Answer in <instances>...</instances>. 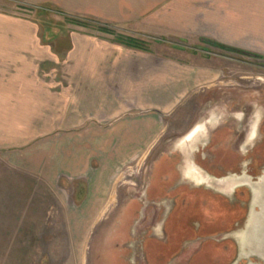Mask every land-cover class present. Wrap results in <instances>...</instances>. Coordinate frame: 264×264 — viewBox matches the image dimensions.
I'll return each instance as SVG.
<instances>
[{"label":"rangeland","instance_id":"374dc122","mask_svg":"<svg viewBox=\"0 0 264 264\" xmlns=\"http://www.w3.org/2000/svg\"><path fill=\"white\" fill-rule=\"evenodd\" d=\"M0 14L30 20L48 49L30 91L0 72V264H264V26L242 53L50 3L0 0ZM74 33L218 77L187 94L160 88L155 108L124 94L103 106L88 84L125 78L90 72L87 53L71 54Z\"/></svg>","mask_w":264,"mask_h":264},{"label":"crops","instance_id":"0c3cea01","mask_svg":"<svg viewBox=\"0 0 264 264\" xmlns=\"http://www.w3.org/2000/svg\"><path fill=\"white\" fill-rule=\"evenodd\" d=\"M22 1L32 5L54 4L68 12L102 20L107 26L113 24L125 28L129 25L134 31L183 37L193 43L205 38L236 49H242V44L246 43L249 35L253 39L258 35L257 32L260 31L255 30L256 25L260 26V29L264 26V0ZM34 31L35 26L30 20L0 14V72H13L15 86L19 84L28 91L31 90V81L36 80V62L45 59L48 53L46 46L37 43ZM72 41L71 54L87 53V68L90 72H119L120 77L125 78L114 80L117 83H113V80L108 81V84L103 82L102 92L94 91L95 87L92 90L94 81L88 84V92H82L86 93V99L94 102L95 99L101 98L103 106L110 104L108 99L120 102L119 97L124 94V104H129L135 109L141 110L143 106L156 107L160 102L153 97H158L160 88L169 91L170 88L174 89L176 83H181L182 89L186 90L184 93L187 94L200 84H203L204 88L213 87L212 83L218 77L211 67H196L175 58H163L160 62V57L155 52L128 47L109 38L74 33ZM160 71L166 73V76L160 78ZM160 81L165 84L160 85ZM37 88L42 89L43 86ZM119 102L116 104H120ZM27 121L19 125L31 131L30 119ZM63 122L64 119L60 117L55 124L63 126ZM40 131L43 130L38 129V132Z\"/></svg>","mask_w":264,"mask_h":264},{"label":"trees","instance_id":"16d2710c","mask_svg":"<svg viewBox=\"0 0 264 264\" xmlns=\"http://www.w3.org/2000/svg\"><path fill=\"white\" fill-rule=\"evenodd\" d=\"M120 40H122L123 42L124 41H126V42H128L129 43V45H134V46H138L139 45V43L138 42H136L135 40H133V39H125L124 37H121V38H119ZM201 42H207V43H209V44H212V45H215V46H218V47H220V48H222V49H225V50H228V51H239V52H242V53H245L244 51H242V50H239V49H236V48H232V47H228V46H225V45H222V44H219V43H217V42H215V41H212V40H209V39H202L201 40ZM254 56V55H253ZM255 56H258V55H255ZM260 57V56H259Z\"/></svg>","mask_w":264,"mask_h":264},{"label":"flooded vegetation","instance_id":"af4514ba","mask_svg":"<svg viewBox=\"0 0 264 264\" xmlns=\"http://www.w3.org/2000/svg\"><path fill=\"white\" fill-rule=\"evenodd\" d=\"M247 54L252 55V56L254 55V57H259V56H260V57H263L262 55H260V54H256V53H250V52H248ZM255 55H258V56H255ZM249 136H250V138H253V137H254V135L251 136L250 133H249ZM245 187H246V186H245ZM240 188H242V187H240ZM246 188H247V187H246ZM238 189H239V187H237V188L235 187V191H237ZM181 220H182V219H181ZM169 236H170V235H169V233H168V238H169Z\"/></svg>","mask_w":264,"mask_h":264},{"label":"water","instance_id":"95a60500","mask_svg":"<svg viewBox=\"0 0 264 264\" xmlns=\"http://www.w3.org/2000/svg\"><path fill=\"white\" fill-rule=\"evenodd\" d=\"M263 236H264V234H263V233H260V234H259V238H258V240L264 241Z\"/></svg>","mask_w":264,"mask_h":264}]
</instances>
